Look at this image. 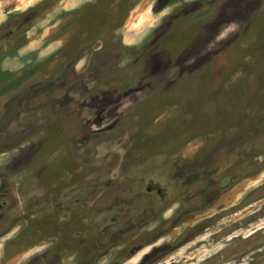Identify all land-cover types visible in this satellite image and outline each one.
Instances as JSON below:
<instances>
[{"label": "rangeland", "instance_id": "rangeland-1", "mask_svg": "<svg viewBox=\"0 0 264 264\" xmlns=\"http://www.w3.org/2000/svg\"><path fill=\"white\" fill-rule=\"evenodd\" d=\"M39 2L0 0V21ZM40 5L14 69L54 70L74 36L94 89L63 122L45 108L1 127L0 186L17 207L0 264H264V0ZM33 175L35 198L57 201L27 202ZM143 181L162 188L142 194L155 211L139 210Z\"/></svg>", "mask_w": 264, "mask_h": 264}, {"label": "flooded vegetation", "instance_id": "flooded-vegetation-1", "mask_svg": "<svg viewBox=\"0 0 264 264\" xmlns=\"http://www.w3.org/2000/svg\"><path fill=\"white\" fill-rule=\"evenodd\" d=\"M42 1L45 0H40L38 5H30L25 9H20L21 11L14 8L15 10L12 12H6L7 17L0 21V131L4 124L20 123L22 121L21 115L25 112L31 115L32 119L29 121V123L34 124V121L36 120L34 117L36 109L48 108L56 113L60 111L59 115L62 116H60V121L62 122L67 120V114H70L67 116L72 118L74 117L72 111L69 113L64 111L66 106L68 104L77 103V99L79 97H81V103L83 104L84 102L82 98L85 96V94L91 92V90L94 89L91 88V85H89V83L92 82V79L95 78L93 72L91 73L90 70L87 71L86 68L79 71L77 69V64L80 60H82L83 57L82 53L84 49V43L74 36L71 38V42H67V44H65L63 48L60 49L66 50L70 53L69 55L66 54V57L60 61V64H57L54 70H46V66L50 64V62L47 63L46 60L39 66H36V63L34 62V67L32 70L28 71L22 77H20L17 69H14L19 65L17 53L20 49H23L30 43L29 35L34 30L35 21L43 12V10L46 9V5L41 7L40 3ZM49 4H51V0H49ZM75 23L77 26V22ZM74 29H71V31ZM58 38L55 39L57 40ZM94 39L95 37L91 38V40ZM58 54L60 55L61 52ZM43 74H47V76ZM3 83H5V86L2 85ZM88 105L93 106L92 104ZM53 111L51 113L52 115L49 116L50 118L46 116L44 119L50 121V119L56 118ZM36 179H38L36 175H33L32 177L27 178V182H23L24 187L25 185H28V191L26 194L24 191H22V195H29L27 202H31V204L32 202L33 204L38 203V201L41 200L40 198H35L37 189L40 187L35 186ZM3 189L4 188L0 186V232H3L4 230L3 220L7 219L10 209L14 212L15 208L17 207L16 202L10 207L6 201H10V199L7 197V194ZM20 189L21 187L19 184L17 191L15 192V195L17 196L16 198L20 196ZM150 193L156 195L155 197L158 200H162L164 198L162 188H153L151 185H149V182L143 181L140 191L136 195V198L140 199L139 201L141 204L139 206L136 204L140 211L141 209H151L152 212L159 207L156 200L153 201L152 204L145 201V197H143L142 194ZM30 195L32 196L30 197ZM41 201L45 206L50 203V201L51 204L53 201H57V198ZM120 213H122V210L116 212V214ZM137 214L145 215L146 212L143 214L142 212ZM121 233L122 232H118V234ZM131 233L133 237L129 240L135 243L140 234L139 232ZM111 234L112 233L109 235ZM112 235L114 236V234ZM131 246L135 248L133 243Z\"/></svg>", "mask_w": 264, "mask_h": 264}]
</instances>
